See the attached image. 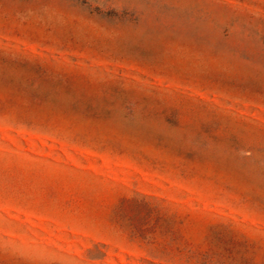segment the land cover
<instances>
[{"label": "rangeland", "instance_id": "obj_1", "mask_svg": "<svg viewBox=\"0 0 264 264\" xmlns=\"http://www.w3.org/2000/svg\"><path fill=\"white\" fill-rule=\"evenodd\" d=\"M0 264H264V0H0Z\"/></svg>", "mask_w": 264, "mask_h": 264}]
</instances>
